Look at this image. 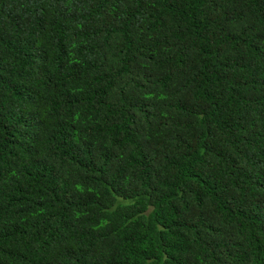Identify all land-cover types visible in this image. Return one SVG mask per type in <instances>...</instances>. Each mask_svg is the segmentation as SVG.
<instances>
[{"label": "trees", "instance_id": "trees-1", "mask_svg": "<svg viewBox=\"0 0 264 264\" xmlns=\"http://www.w3.org/2000/svg\"><path fill=\"white\" fill-rule=\"evenodd\" d=\"M0 264H264V0H0Z\"/></svg>", "mask_w": 264, "mask_h": 264}]
</instances>
